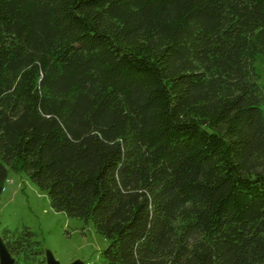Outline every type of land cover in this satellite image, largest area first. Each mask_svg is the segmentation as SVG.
I'll use <instances>...</instances> for the list:
<instances>
[{"label": "trees", "instance_id": "1", "mask_svg": "<svg viewBox=\"0 0 264 264\" xmlns=\"http://www.w3.org/2000/svg\"><path fill=\"white\" fill-rule=\"evenodd\" d=\"M259 52L264 0H0V191L90 218L103 264H264Z\"/></svg>", "mask_w": 264, "mask_h": 264}, {"label": "rangeland", "instance_id": "2", "mask_svg": "<svg viewBox=\"0 0 264 264\" xmlns=\"http://www.w3.org/2000/svg\"><path fill=\"white\" fill-rule=\"evenodd\" d=\"M253 66L262 93L260 107L264 114V53L255 55ZM25 227L32 231L31 238L42 250L40 253L29 252L31 264H45L44 254L47 253L59 264L73 260L80 264H103L101 250L107 239L94 230L90 218L67 216L52 209L45 191L23 171L8 170L0 191V237L4 228L11 232Z\"/></svg>", "mask_w": 264, "mask_h": 264}, {"label": "water", "instance_id": "3", "mask_svg": "<svg viewBox=\"0 0 264 264\" xmlns=\"http://www.w3.org/2000/svg\"><path fill=\"white\" fill-rule=\"evenodd\" d=\"M45 264H59L56 259L52 257L51 254H44ZM0 264H14V257L8 251L4 241L0 237ZM67 264H80L78 260H73Z\"/></svg>", "mask_w": 264, "mask_h": 264}]
</instances>
